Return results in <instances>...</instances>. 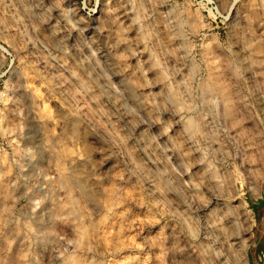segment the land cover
I'll list each match as a JSON object with an SVG mask.
<instances>
[{
    "label": "rangeland",
    "instance_id": "374dc122",
    "mask_svg": "<svg viewBox=\"0 0 264 264\" xmlns=\"http://www.w3.org/2000/svg\"><path fill=\"white\" fill-rule=\"evenodd\" d=\"M250 20L264 0H0V264H264Z\"/></svg>",
    "mask_w": 264,
    "mask_h": 264
},
{
    "label": "bare ground",
    "instance_id": "6f19581e",
    "mask_svg": "<svg viewBox=\"0 0 264 264\" xmlns=\"http://www.w3.org/2000/svg\"><path fill=\"white\" fill-rule=\"evenodd\" d=\"M248 23V33H249V46L251 47V50L252 52H255V54L257 55L258 54V51L260 49V45H261V48H262V45L264 44V38H262L259 34L255 35V27L252 26V23H251V20L247 22ZM92 28V27H91ZM94 30L95 32L100 35V36H104L107 34V30L104 28V27H100L99 25L98 26H94ZM107 45V44H106ZM108 46H111V45H108ZM108 46H106V49L109 48ZM111 48V47H110ZM101 51H105V49H101ZM107 64L108 66L116 73V76H118V78L121 80V83L122 85L124 86V88L127 90V92L129 93L130 97L132 98V100L135 102V103H139V99H138V96L136 94V90L125 80V76L123 75L122 72L116 70L114 64L110 61V60H107ZM219 80V79H218ZM217 80V81H218ZM215 80V83H213V87H215L214 85H216V83L218 84ZM212 84V83H211ZM210 84L207 86V88L210 90ZM217 88V87H216ZM214 88V90L216 89ZM221 90L219 91H224L223 87L220 88ZM223 89V90H222ZM213 90V89H212ZM213 90V91H214ZM211 91V90H210ZM215 91H218L217 89ZM220 94H222L221 92H219ZM224 95V98L226 99L225 101L228 100V96L227 94H223ZM223 98V97H222ZM224 101V100H223ZM225 103V102H224ZM233 108V107H232ZM256 159V158H255ZM258 161V160H257ZM260 165V164H259ZM260 167V166H259ZM262 170V169H261ZM74 183V182H73ZM72 183V184H73ZM76 183V182H75ZM81 226V228L78 230L79 231V234L81 236H83L84 232H85V229ZM79 235V236H80ZM85 236V235H84ZM80 238V237H79ZM80 241V240H79ZM81 263V261H80ZM77 260H74L72 264H80ZM82 264V263H81Z\"/></svg>",
    "mask_w": 264,
    "mask_h": 264
}]
</instances>
